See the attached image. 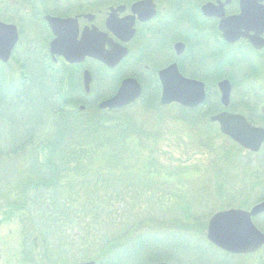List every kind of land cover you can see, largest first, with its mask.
<instances>
[{
  "label": "rangeland",
  "instance_id": "1",
  "mask_svg": "<svg viewBox=\"0 0 264 264\" xmlns=\"http://www.w3.org/2000/svg\"><path fill=\"white\" fill-rule=\"evenodd\" d=\"M26 27L28 35L22 47L39 48L37 28L31 23ZM213 38L212 35L211 40ZM210 43L205 44L200 54L203 51L205 58L215 59L213 51H209ZM224 51L220 56L227 59ZM208 52L210 56H207ZM235 58L232 57L229 66H222L218 74L221 79L228 78L234 83L227 108L218 101L219 91L216 87L212 89L210 100L192 110L183 108L187 111L185 114L177 104L160 106L159 96L157 101L145 103L142 87L141 97L129 106L112 113L109 109L100 110L103 117L111 119L105 123L106 126L110 125V121L114 125L119 124L118 120L129 119L134 127L141 128L143 134L118 140L113 127L107 132L111 136L110 142L106 141L104 131L88 137L85 144L74 146L70 150L71 157L60 159L58 165L60 168L67 165V170L61 169L63 180L73 178L74 186L70 188L71 195L67 198L64 197V190L68 189L66 185L57 195L51 189L40 193L30 190L28 196H34L36 200L26 202L27 205L14 212L10 220L3 218L2 211L7 208L3 206L4 200L1 198L0 264H86L90 261L103 264L102 261L97 262L96 256L103 253L108 245L117 248L123 243L127 235L121 236V230L140 222L141 218L143 222L154 218L162 222L160 224L172 223L170 227L185 231L178 242L170 241L162 252L153 256L164 259H160V262L179 264L177 260L180 259L185 264L187 258L191 260L199 256V262L204 264H223L225 260L221 252H194L192 248L188 250L183 241L190 239L191 232L196 234L192 236L196 238L194 244H199L201 248L206 246L200 237L204 236L207 222L216 211L246 208L264 199V143L256 152L245 150L221 133L217 122L210 120L221 110L245 116L253 110L256 111V123L254 121L253 125L264 126V118L259 116L264 111V78L256 73L258 80L251 83L249 76L252 67H248L247 58H238L237 61ZM179 63L184 69L181 60ZM37 64V59L30 60L31 68L26 71L18 70L15 65L14 71L8 74L5 69L0 70V188L11 184L16 177L18 179V174H30V160L42 164L47 154L45 144L55 135L57 126L54 128V124L58 123L56 117L60 111H69V108L75 110V106L79 111L78 106L83 105L77 99L73 101L75 104L65 106L62 102L61 105L57 102L60 98L56 96L57 84L62 87L65 81L80 89L74 93V98L83 96L80 79L72 84V78L69 81L45 75L42 81L31 82L34 71L39 76ZM204 64L212 66L210 63ZM92 70L98 82L103 70L95 64ZM131 72L135 73V70L130 66L120 74L121 77L132 76ZM204 72L200 70L199 74L205 76ZM152 73L154 78L155 72ZM115 76L104 73V96L109 97L116 89L118 78L115 79ZM200 78L206 80L205 77ZM149 83L152 85L147 86L152 90L155 82ZM78 100L84 102L83 98ZM87 103L81 111L90 117L95 116L97 104L90 107ZM57 106L61 109H57ZM111 143L117 158L107 159L103 153L106 149L111 153ZM115 144H119V147L114 148ZM56 148L60 150L62 146ZM77 158L79 161L74 165ZM129 176L132 177L127 178ZM146 176L153 178L147 180ZM61 198H65L67 210H62L67 213L66 216L56 210V202L63 203ZM180 207L186 208V221L184 217L180 218L183 215L176 212ZM46 208L49 212H45ZM127 214L134 216L128 219ZM253 222L264 232L263 215L255 217ZM166 226L162 229H166ZM263 254L261 251L252 253V264H261ZM107 258L118 259L119 263L115 264L143 262L126 259L121 250L110 255L107 252ZM245 261L244 264L249 263L248 259Z\"/></svg>",
  "mask_w": 264,
  "mask_h": 264
},
{
  "label": "flooded vegetation",
  "instance_id": "2",
  "mask_svg": "<svg viewBox=\"0 0 264 264\" xmlns=\"http://www.w3.org/2000/svg\"><path fill=\"white\" fill-rule=\"evenodd\" d=\"M258 3L264 7V0ZM222 12L224 17L237 15L239 1L0 0V23L14 26L18 34V40L11 49L8 61L0 60V69H5L8 74L9 71H14L16 65L18 70L26 71L27 68H31L29 61L37 59L39 64L36 66L40 73L38 76L34 71L31 82L42 81L45 75L53 79L56 77L71 81L75 73H78L81 90L85 95L78 98H83L84 102H92L105 99L104 73L116 74L115 79H117L121 77L120 71L123 72V69L131 66L135 73L131 72L132 76H123L119 83L125 78H133L140 86L143 85L141 87L152 85L150 81H154V85L158 87L161 86L158 72L176 63L182 76L202 81L206 85V95L209 97L214 87L219 91L220 63L227 61L229 66L232 57H236L237 61L242 55L246 56L248 67L258 69L261 72L259 74L264 78V33L259 36L262 45L255 42L260 46L259 48L247 36H239L233 41H227L219 28ZM51 20L66 21L67 24L52 27L49 23ZM29 23L37 28L39 48L22 47V42L28 35L26 25ZM247 34L256 41L254 32L249 31ZM212 35L215 37L213 40H211ZM208 42H211L208 47L209 51H213L215 59L205 58L203 51L200 54V50L205 48ZM90 49H96L104 56L112 50L126 51V55L113 68L87 55L79 62L68 60V58L75 59L73 55L76 51L82 53ZM222 50H225L223 55H226L228 60L220 56ZM181 56L183 58H180ZM207 56H210V52ZM179 60L182 61L184 69L180 67ZM204 63L206 65L210 63L212 66H205ZM93 64L103 70L98 82L94 79ZM200 70L205 71L206 75H200ZM233 70L235 72L234 68ZM152 71L155 72L154 78ZM86 72L91 78L88 88L83 84ZM200 77H205L206 80ZM249 77L251 83L258 80L256 73L251 72ZM57 86V92L54 91L56 96L68 93L71 98L76 94V91L71 90V84L66 81L63 82L62 87L60 84ZM255 112L250 110V114L246 116L252 124L254 121L256 123ZM259 116L264 118V111L260 112ZM260 127L264 128V126ZM262 215L264 216V213L255 217ZM257 251L264 253V244L254 252ZM254 252L237 254L223 251L222 254L226 258L223 264H244L245 259H248V264H252L251 254ZM262 260L261 264H264V254ZM193 261L187 258L185 264H191Z\"/></svg>",
  "mask_w": 264,
  "mask_h": 264
},
{
  "label": "water",
  "instance_id": "3",
  "mask_svg": "<svg viewBox=\"0 0 264 264\" xmlns=\"http://www.w3.org/2000/svg\"><path fill=\"white\" fill-rule=\"evenodd\" d=\"M259 1L261 0H239V14L224 17L223 12L221 13L219 28L227 41H233L239 36H247L258 48L260 46L255 42L262 45L259 36L264 33V7L258 3ZM49 23L52 27L67 24L66 21L59 20H51ZM249 31L254 32L253 36L256 37V41L247 34ZM17 39L18 35L14 26L0 23V60L7 61ZM124 54L125 51L112 50L104 56L96 49H90L82 53L76 51L73 55L76 60L72 58L68 60L79 62L87 55L113 67ZM158 75L162 84L161 105L176 102L182 106L194 108L204 100V84L182 77L175 64L159 71ZM89 81L90 77L86 72L85 88L88 87ZM218 86L221 91V102L226 106L229 100L230 84L227 80H223ZM140 93V86L134 79H124L116 95L102 101L99 108L111 110L123 107L136 100ZM211 120L218 122L220 131L245 149L256 151L264 140V130L252 126L241 114L220 112L212 116ZM261 212H264V201L253 206L250 211L229 209L217 212L209 220L206 237L215 246L230 253L255 251L264 244V234L252 224L251 216Z\"/></svg>",
  "mask_w": 264,
  "mask_h": 264
},
{
  "label": "trees",
  "instance_id": "4",
  "mask_svg": "<svg viewBox=\"0 0 264 264\" xmlns=\"http://www.w3.org/2000/svg\"><path fill=\"white\" fill-rule=\"evenodd\" d=\"M223 58V57H222ZM247 58L246 56L242 55L240 60H243ZM227 61L226 63H220V69L222 66L227 65ZM262 71V70H261ZM228 73H230L229 71H227ZM252 73H261L259 72L258 69H254L252 68ZM220 73V71L218 72ZM262 75V74H260ZM75 78V79H74ZM121 77L118 78V80H120ZM80 77L78 76V74H76L75 76H73L72 78V84H76L74 81L79 82ZM71 90L76 91L80 89L77 87H73L72 85L70 86ZM155 91H152V90ZM152 90L146 85L144 86V92H143V98L145 103L148 102H154L157 101V97L159 96L158 91L159 88L157 86H155ZM70 94L66 93H62L60 94L58 97L60 98L57 102L58 104L62 105V102L64 103V105L66 106L67 104H75L73 101H75V99H77L78 102H83L78 100L79 98H74V97H69ZM66 99V100H65ZM67 99H71L70 101H68ZM151 100V101H150ZM83 103H87V102H83ZM243 104H245L244 102H242ZM87 104L91 105L90 107H96V100H93L92 102H88ZM238 104V103H237ZM220 105V104H219ZM214 105H212L211 107H213ZM89 107V108H90ZM159 107V106H158ZM210 107V108H211ZM218 107V105L216 106ZM246 109L248 108V106H244ZM57 109H61L60 106L56 107ZM160 109V107H159ZM184 114L187 111H184V109L182 107L179 108ZM69 111H60V115H58L56 118L58 119V123L56 122L54 125V128L56 129L55 131V135H53L51 138H49V140L46 142L45 147L47 148V154H45L46 157L43 158V163L38 164L36 161L30 163V174H18L19 178L17 179V177L15 178V180L9 184V185H5L3 188H0V200L1 198L4 200V205L7 209L3 210V218L4 219H9L10 217H13L15 214H13L14 212L20 211L22 210L26 204V202H30L32 200H36V197H32V196H28V191H34L35 193H40L42 191H48V190H52L54 192L61 191L64 186L66 185V190H64V197H69L71 195V190L70 188H73L74 184H73V178L72 180H68L65 181L63 180L64 177L62 175H64L62 173L61 169H65L67 170V165L64 167L62 166V168L58 167V165L60 164V159L64 158V157H71L70 156V150L74 147V146H78L81 144H85L86 140L88 142V137L93 136V135H97L98 133L104 132V135L106 136V141L110 142L111 140V136H109L107 134L108 130L110 128H113L114 132L113 133H117L119 139L118 140H126L128 137H132L134 135H138V134H143L141 128L138 127H134L133 124L130 122L129 119L126 120H118L119 124H114L112 125V122H109V126H106L105 123L108 120H111L109 117H103V115H101L100 110H95L96 114L95 116H88V114H85L84 112H80V111H76V107L75 110L74 109H68ZM118 110L112 111V112H117ZM111 112V113H112ZM107 134V135H106ZM117 144V143H116ZM114 145V148L119 147L118 145ZM58 145H61L62 148L60 150H58L56 147ZM111 147H109V149H112V145L113 143L110 144ZM108 149L105 150L104 157L107 159H113V158H117L116 154L114 153L113 149L111 150V153L107 152ZM30 152V151H29ZM65 154V155H63ZM106 154V155H105ZM56 157V158H55ZM122 159V158H121ZM79 159L77 158V161L74 163V165H76L78 163ZM67 173V172H66ZM260 174H258L259 177ZM132 176H129L127 178H131ZM152 176H146L147 180H152ZM6 182V180H5ZM8 182H10V180H8ZM129 183V182H128ZM7 184V182H6ZM220 186V185H219ZM138 191V189L136 190ZM66 192H68V196H66ZM63 193V192H61ZM60 196V195H59ZM12 197L14 200H12ZM61 197V196H60ZM56 198V197H55ZM38 199V197H37ZM262 199V198H261ZM260 199V200H261ZM62 202H65V198H61ZM56 201V200H55ZM58 203L56 202V207H57V211L61 214L66 216L67 213H63L62 209H66V204L64 203ZM52 204L53 201H52ZM1 206V205H0ZM9 208V210H8ZM189 209V207H188ZM40 210V209H39ZM45 212H49V209L46 208L44 209ZM186 211V208L180 207L178 208V211H176L178 214H181L183 216H180V218L183 217L185 218V221L187 220L186 217L184 216V212ZM48 214V213H46ZM21 215V214H20ZM125 216H128V219H131L134 215L132 214H127ZM181 219V220H182ZM142 221V224H140ZM141 221L138 223H132L131 225H128L126 228H124L123 230H121V236H126L127 239L117 245V248H115L113 245H108V247H105V250L103 253L99 254L96 256L97 262L100 263L102 261L103 264H115V263H119L118 259H114V258H107L105 259L107 252H109V255L111 253H115L117 250H121V252L124 251V257L126 259H134V260H143L142 264H150L153 262H160L161 259L159 257L153 258L154 255L162 252L170 243V241H174V242H178V239L180 240V237L185 234L184 232H180V229H175L170 227L172 223L170 224H160L162 222H158L157 220L153 219H149L148 221L143 222L142 218ZM177 224V223H175ZM164 225H168L165 228L166 229H162L164 228ZM169 232V233H168ZM172 232V233H171ZM196 234L191 233L189 234L190 239L183 241V243L186 244V248L188 250H190L192 248V250L194 252H199V253H204L206 254L208 251L205 250L206 248L210 247V248H214L211 244H209L204 236H201L200 238L203 239V241L205 242V244H207V246L204 245V247H199V244H194L195 239L192 238V236H195ZM129 238V239H128ZM168 238V239H167ZM25 240V238H24ZM23 240V241H24ZM109 240V239H108ZM107 240V241H108ZM118 240V239H115ZM115 240H113L112 242H115ZM44 241V239H43ZM111 240H109L110 242ZM27 242V241H26ZM25 246H27V244H25ZM26 254H23V258L26 257ZM115 255V254H113ZM113 257H116L113 256ZM119 257V256H117ZM104 259V261H103ZM161 259V260H160ZM191 260H194L192 263L197 264V263H202L204 264V262H199V256L190 258ZM26 260V259H25ZM177 261H179V264H184L183 260L178 259ZM182 262V263H181ZM96 263V262H95ZM101 264V263H100Z\"/></svg>",
  "mask_w": 264,
  "mask_h": 264
}]
</instances>
